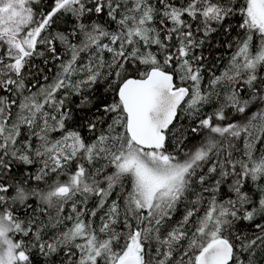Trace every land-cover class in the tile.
Listing matches in <instances>:
<instances>
[{
    "label": "snow or ice",
    "instance_id": "obj_1",
    "mask_svg": "<svg viewBox=\"0 0 264 264\" xmlns=\"http://www.w3.org/2000/svg\"><path fill=\"white\" fill-rule=\"evenodd\" d=\"M0 264H264V0H0Z\"/></svg>",
    "mask_w": 264,
    "mask_h": 264
}]
</instances>
